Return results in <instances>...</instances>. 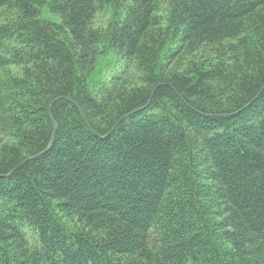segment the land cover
<instances>
[{
    "label": "trees",
    "instance_id": "trees-1",
    "mask_svg": "<svg viewBox=\"0 0 264 264\" xmlns=\"http://www.w3.org/2000/svg\"><path fill=\"white\" fill-rule=\"evenodd\" d=\"M0 264H264V0H0Z\"/></svg>",
    "mask_w": 264,
    "mask_h": 264
},
{
    "label": "rangeland",
    "instance_id": "rangeland-1",
    "mask_svg": "<svg viewBox=\"0 0 264 264\" xmlns=\"http://www.w3.org/2000/svg\"><path fill=\"white\" fill-rule=\"evenodd\" d=\"M108 19L109 13L107 12V10H102L101 12L97 13L96 18L94 19V24L98 26H104L107 23ZM113 61L114 54L111 51L99 56L95 72L88 79V84H98L100 80H103L111 71L112 65H114Z\"/></svg>",
    "mask_w": 264,
    "mask_h": 264
},
{
    "label": "water",
    "instance_id": "water-1",
    "mask_svg": "<svg viewBox=\"0 0 264 264\" xmlns=\"http://www.w3.org/2000/svg\"><path fill=\"white\" fill-rule=\"evenodd\" d=\"M69 101H71V102H73L72 100H70V99H68ZM74 103V102H73ZM75 104V103H74ZM79 112H80V114H81V117H82V119L85 121V118H84V116H83V114H82V112H81V110H79ZM85 123H86V121H85ZM87 124V123H86Z\"/></svg>",
    "mask_w": 264,
    "mask_h": 264
}]
</instances>
